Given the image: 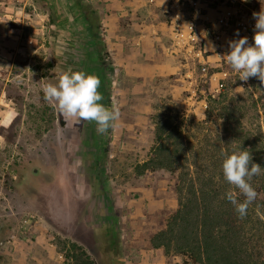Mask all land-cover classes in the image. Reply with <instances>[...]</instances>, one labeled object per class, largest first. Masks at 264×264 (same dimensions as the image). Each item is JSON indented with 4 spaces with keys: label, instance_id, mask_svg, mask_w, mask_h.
Here are the masks:
<instances>
[{
    "label": "rangeland",
    "instance_id": "1",
    "mask_svg": "<svg viewBox=\"0 0 264 264\" xmlns=\"http://www.w3.org/2000/svg\"><path fill=\"white\" fill-rule=\"evenodd\" d=\"M262 9L264 0H0V264H72L73 242L98 264H191L153 243L178 209V174L136 166L151 156L160 112L206 148L233 138L224 106L264 133V83L239 80L223 59L231 40L254 42ZM68 69L101 80V103L120 113L107 133L45 101Z\"/></svg>",
    "mask_w": 264,
    "mask_h": 264
},
{
    "label": "trees",
    "instance_id": "2",
    "mask_svg": "<svg viewBox=\"0 0 264 264\" xmlns=\"http://www.w3.org/2000/svg\"><path fill=\"white\" fill-rule=\"evenodd\" d=\"M91 32L98 30L94 14H85ZM223 118L232 129L233 138L224 146L206 148L187 140L183 122L172 112L155 115V140L149 159L136 166L139 174L166 169L178 174L176 191L178 209L169 217L166 228L156 233L154 246H164L186 257L191 264H264V171L252 178L257 199L241 217L226 199L231 190L238 193L210 164H223L225 154L247 150L253 162L264 167V133L242 128L236 110L224 106ZM234 121H237L235 123ZM218 150L212 158L211 150ZM209 162L202 158L203 153ZM243 201L244 197L238 195ZM72 264H98L86 249L75 242L68 255Z\"/></svg>",
    "mask_w": 264,
    "mask_h": 264
},
{
    "label": "clouds",
    "instance_id": "3",
    "mask_svg": "<svg viewBox=\"0 0 264 264\" xmlns=\"http://www.w3.org/2000/svg\"><path fill=\"white\" fill-rule=\"evenodd\" d=\"M253 16L256 21L254 42L249 43L247 36L231 40L230 51L223 59L238 73L239 80L248 81L256 77L264 83V9ZM236 35L239 36V33ZM100 85L101 80L95 74L68 69L59 76L57 84H48L43 89L44 99L53 107H58L65 121L69 118L94 121L97 124V132L105 134L115 127L120 113L114 105L110 108L101 103L103 95L99 91ZM222 170L224 179L238 189V193L229 190L226 199L235 206L237 213L244 217L249 205L258 195L251 183L252 178L260 175L264 167L253 162L249 151L240 150L225 154ZM238 195L244 197L243 201L238 199Z\"/></svg>",
    "mask_w": 264,
    "mask_h": 264
}]
</instances>
